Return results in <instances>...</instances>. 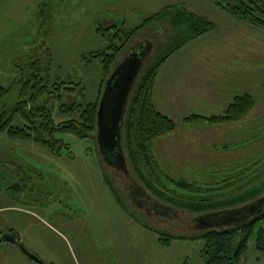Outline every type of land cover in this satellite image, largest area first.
Instances as JSON below:
<instances>
[{"label": "rangeland", "instance_id": "obj_1", "mask_svg": "<svg viewBox=\"0 0 264 264\" xmlns=\"http://www.w3.org/2000/svg\"><path fill=\"white\" fill-rule=\"evenodd\" d=\"M215 1L0 0V86L12 84L16 62L37 56L49 62V79L80 83L82 101L93 102L104 74L101 62L91 54L110 53L105 37L114 31L110 34L106 29L111 25L134 29L165 7L182 5L215 27L187 41L161 64L157 80L172 79V90L180 98L173 102L153 95V103L175 128L152 142L150 155L160 180L172 189L167 193L196 196L176 187L180 179L203 190L223 187L228 175H238V183L254 180L237 197L228 198L229 190L206 193L211 208L239 205L264 195V27L233 17ZM147 25L136 36L145 37L157 28L167 45L170 25L165 21ZM155 59L156 55L147 66ZM245 94L254 107L241 120L215 125L184 122L192 115H222L235 96ZM53 115L62 118L57 110ZM56 137L71 152L54 157L33 142L0 136V160L8 163L6 173L0 168V236L14 233L26 251L44 264H182L186 259L203 264L202 239L159 243V235L200 233L186 229L185 222L176 225L133 212L95 138L70 133ZM110 184L117 188L118 201ZM195 215L185 210L183 216ZM242 260L264 264V253L250 242ZM0 264L34 262L14 243L0 241Z\"/></svg>", "mask_w": 264, "mask_h": 264}, {"label": "trees", "instance_id": "obj_2", "mask_svg": "<svg viewBox=\"0 0 264 264\" xmlns=\"http://www.w3.org/2000/svg\"><path fill=\"white\" fill-rule=\"evenodd\" d=\"M219 1H215V4L233 17L247 21L253 26L264 27V0ZM163 21L167 22L172 29V36L167 45L162 33L157 28L148 30L145 37L136 36L144 25L148 24L145 28L153 27L154 23ZM214 27L215 25L204 16L190 13L182 5L167 6L134 29L125 30L122 27L111 25L106 31L108 33L114 31V33L105 37V41L109 44L108 48L111 50H109L110 53L101 51L97 55L91 54L92 58L101 62L104 74L103 84H100L98 96L93 102L82 101L85 94L84 86L82 87L80 83L73 84L70 81L52 79L51 76L49 79V62L29 55L24 63H15L16 76L12 84L8 87L0 86V114L3 113L0 120V136L6 135L11 140L33 142L48 150L54 157H61L67 152H71L68 145L56 135L70 133L81 139L93 137L96 140V113L105 81L128 50L138 45L142 46V43L146 42L149 51L144 54L142 68L128 94L122 121V151L127 161L128 172L109 166L113 171V180L117 177L120 187L128 198L131 189L138 188L141 192L150 194L155 200L171 206L175 215L168 217L167 220L176 225L185 222L186 229L192 227L193 217H184L185 210L197 213L195 216H204L252 204L264 195L254 196L233 207H210L213 204L208 202L209 196L206 193L211 192L217 195L222 190H229V193H226L228 198L237 197L240 196V192L244 188L254 184V180L246 179L239 183L235 182L238 175H228L221 183L224 184L223 187L208 190L196 188L180 179L176 187L187 193L196 194V196L167 193L172 189L168 190L160 180L162 176L158 174L157 163L150 155L152 142L175 128L174 122L168 116L157 111L152 101L158 70L164 60L187 41ZM156 52L157 54H155ZM155 55L154 62L147 66V62ZM51 63L50 58V71ZM253 107L254 101L249 95H237L224 114L211 117L192 115L185 118L184 122L202 125L235 122L243 119ZM53 110H57L62 118L59 117L56 120ZM7 164L0 160V168L5 173ZM9 164L14 166L12 162ZM130 167L131 169H129ZM21 173L24 172L21 171ZM20 177L18 180H22ZM165 178L168 179L166 176ZM168 181L170 182V180ZM174 181L171 180V182ZM110 185L112 194L118 201L119 198L115 191L117 188L113 184ZM226 194H222V196ZM199 196L203 198H199ZM219 197L217 196V198ZM198 233L200 234L192 237L159 235L158 240L160 244L167 246L173 239H202L203 245L199 251V257L203 264H246L242 258L248 252L250 242L255 250L264 253V204L256 214L249 216L247 220ZM12 235L16 237L14 233ZM182 264L190 263L186 259Z\"/></svg>", "mask_w": 264, "mask_h": 264}, {"label": "water", "instance_id": "obj_3", "mask_svg": "<svg viewBox=\"0 0 264 264\" xmlns=\"http://www.w3.org/2000/svg\"><path fill=\"white\" fill-rule=\"evenodd\" d=\"M138 45L126 52V55L114 67L107 80L99 99L96 113V141L103 161L110 167H116L128 172V165L122 151L121 130L123 115L127 106L128 94L140 72L144 54L149 51L147 43ZM3 113L0 114V120ZM264 204V197L252 204L237 209H227L205 215L200 219L202 229H218L234 223H240L251 215L256 214ZM0 241L14 243L35 264H44L36 255L29 253L21 242L10 233L0 236Z\"/></svg>", "mask_w": 264, "mask_h": 264}, {"label": "flooded vegetation", "instance_id": "obj_4", "mask_svg": "<svg viewBox=\"0 0 264 264\" xmlns=\"http://www.w3.org/2000/svg\"><path fill=\"white\" fill-rule=\"evenodd\" d=\"M116 170V167H112ZM128 198V197H127ZM127 205L132 208V211H137V213L143 215L144 217L152 218H160L163 221H168V217L175 215V211L171 206H168L165 203L159 202L155 200L150 194L141 192L140 189H131L129 198L126 200ZM205 216V215H204ZM204 216H194L192 221L193 225L190 229L191 232H204L206 230L202 229V225L200 223V219Z\"/></svg>", "mask_w": 264, "mask_h": 264}, {"label": "crops", "instance_id": "obj_5", "mask_svg": "<svg viewBox=\"0 0 264 264\" xmlns=\"http://www.w3.org/2000/svg\"><path fill=\"white\" fill-rule=\"evenodd\" d=\"M172 81H173L172 79H170L169 81L165 80V82L163 83L161 79L157 80V78H155L153 94H152V101L153 102H154L153 95L155 96L156 94H158V96H160L165 101L170 100V101L176 102L180 98V96H176L177 90H172V88H173V84H171ZM154 107L161 114H164V111L158 110V108L155 106V104H154ZM174 108H176V107H174Z\"/></svg>", "mask_w": 264, "mask_h": 264}]
</instances>
